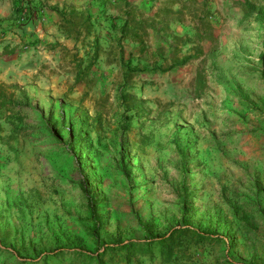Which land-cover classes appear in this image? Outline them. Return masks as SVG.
Here are the masks:
<instances>
[{
  "label": "rangeland",
  "instance_id": "374dc122",
  "mask_svg": "<svg viewBox=\"0 0 264 264\" xmlns=\"http://www.w3.org/2000/svg\"><path fill=\"white\" fill-rule=\"evenodd\" d=\"M263 38L264 0H0V264H157L107 247L182 219L220 240L181 264H264Z\"/></svg>",
  "mask_w": 264,
  "mask_h": 264
},
{
  "label": "trees",
  "instance_id": "16d2710c",
  "mask_svg": "<svg viewBox=\"0 0 264 264\" xmlns=\"http://www.w3.org/2000/svg\"><path fill=\"white\" fill-rule=\"evenodd\" d=\"M60 17V22L67 27L69 33L75 38L79 39L81 34V28H78L77 23L69 20L62 12L58 9L53 8ZM83 27L86 28L85 23ZM264 43V38H263ZM4 53L12 52L13 48L9 49V44L6 43L3 46ZM259 63L261 67V75L264 79V49L259 55ZM18 119L22 120L21 110L16 107L10 98L6 97V90L2 84H0V131L1 122ZM80 186L85 193L87 198L91 215L94 217L97 210L98 202L91 192L89 184L82 180ZM97 224V223H96ZM96 230V228H94ZM220 237L211 232L199 231L192 227L187 221L183 219L175 225L169 233L156 234L150 236L149 240L145 241H128L117 244V247L108 246L107 249L112 251L121 250L132 255H146L151 254L156 256L158 259L157 264H181L182 262H190L194 258V247H197L200 243L207 242L208 244L215 245L219 242ZM157 251L154 253V249ZM64 254L60 257L52 256L57 262L61 258H64Z\"/></svg>",
  "mask_w": 264,
  "mask_h": 264
}]
</instances>
